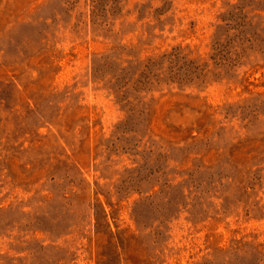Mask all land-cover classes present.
I'll return each instance as SVG.
<instances>
[{
	"label": "rangeland",
	"instance_id": "374dc122",
	"mask_svg": "<svg viewBox=\"0 0 264 264\" xmlns=\"http://www.w3.org/2000/svg\"><path fill=\"white\" fill-rule=\"evenodd\" d=\"M0 264H264V0H0Z\"/></svg>",
	"mask_w": 264,
	"mask_h": 264
}]
</instances>
